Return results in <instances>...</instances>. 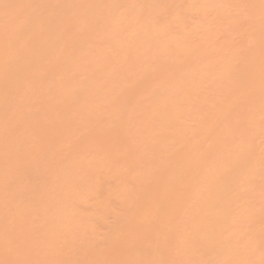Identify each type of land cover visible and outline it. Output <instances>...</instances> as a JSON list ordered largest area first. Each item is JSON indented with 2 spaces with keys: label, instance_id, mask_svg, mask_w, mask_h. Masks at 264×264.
<instances>
[{
  "label": "bare ground",
  "instance_id": "1",
  "mask_svg": "<svg viewBox=\"0 0 264 264\" xmlns=\"http://www.w3.org/2000/svg\"><path fill=\"white\" fill-rule=\"evenodd\" d=\"M205 2L0 0V264H264V0Z\"/></svg>",
  "mask_w": 264,
  "mask_h": 264
},
{
  "label": "rangeland",
  "instance_id": "2",
  "mask_svg": "<svg viewBox=\"0 0 264 264\" xmlns=\"http://www.w3.org/2000/svg\"><path fill=\"white\" fill-rule=\"evenodd\" d=\"M239 1H240V0H238V1H237V0H231V1H230V0H214V1H212V0H206L205 3L209 2V4L212 3V2H213L212 4L222 3V6H221V4H220V7H221V8L224 7V9L226 8V12H228V13H225L224 10H223V13L225 14V17H226L227 19H224L226 22H224V20H223L221 23H219L218 21H215V20H216V16L213 15L214 13H212L211 16H212V17L215 16V18H212V17L210 16L211 19H212V20L215 19V20H214L215 23H217V22H218V23H217V24H209V25H206L208 28L205 26L204 28H207V29H205V30H204V28H203V26H202L203 24L201 23V22H203V21H202V17L200 18V16L204 14L203 17H205V13L209 11V8H208V9H205V7H202L203 4H201V2H199V5H197V8H199V6H201V7H202L201 10L205 9L206 12L201 13V15H192V14H197V13H194V12H193L192 14H190L191 17L187 19V21H188L187 24H188V25H187V24L184 25V27H185L186 29L183 28V30L187 31L188 34L185 33V31H184V33L187 34V35H185V34H183V35H185V36L187 37V36H188L191 32H193V31H194L193 33L195 34V28H197V27H199V26H202L203 29H202L201 27H199V28L201 29V31H199L198 33L201 32V35H202V32H203V31H207V32H208L207 35L212 36V37L214 38V41L216 40V41H215V44H216L217 41H218V43H217L216 45L214 44V45H212V47H211V44H212V43H211L210 46H209V49H208V50L206 49V51H207V52H206V55H207V53L209 52V50H210V52H212L213 49H215L216 46H217L218 44H219V45H218V47H219L220 44L222 45V43L225 42V40H224V41L222 40L223 42L220 41V40L223 38V36H225V35H223L222 33L226 32V30L228 29V24H227V23H230L231 21H238V19H239V20L241 19L240 22L238 21V22H239V23H238V26H239V24H240V26H239L240 28H238L240 32H241V31H243V32L246 31V29L243 30V29H244V26H245V28L247 27V29H248V27H250V26L252 25L251 23H253V22L251 21V17H250L249 15H247L248 10H247L245 7H243V6L240 4L241 2H239ZM224 2H225V3H224ZM228 2H229L230 4H229ZM202 3H203V2H202ZM235 3H236V4H235ZM200 4H201V5H200ZM210 5H211V4H210ZM218 5H219V4H218ZM223 5H224V6H223ZM212 6H213V5H212ZM230 6H232V7H230ZM229 7H230V8H229ZM206 8H207V7H206ZM228 8H229V9H228ZM234 8H235V9H234ZM236 8H237L238 10H237ZM240 8H241V10H240ZM242 8H243V9H242ZM207 10H208V11H207ZM210 10H212V9H210ZM235 11H236V12H235ZM197 12H198V11H197ZM211 12H212V11H211ZM211 12H208V13H211ZM229 12H230V15H229ZM231 12H232V13H231ZM208 13H207V14H208ZM199 14H200V13H199ZM209 15H210V14H209ZM237 15H238V16H237ZM206 16H207V15H206ZM233 16H236V17H233ZM247 16L250 17V19H249ZM210 17H208V18H210ZM228 17H229L230 20L228 19ZM240 17H241V18H240ZM242 17H243V18H242ZM192 18H193V19H192ZM223 18H224V16H223ZM223 18H221V19H223ZM244 18H245V19H244ZM211 19H210V20H211ZM221 19H220V17H219V20H221ZM231 19H232V20H231ZM247 19H249V20L251 21V23L248 24V21H246ZM203 20H204V18H203ZM205 20H206V17H205ZM210 20L208 21V19H207L206 21H208V22L210 23ZM212 20H211V22H212ZM252 20H253V19H252ZM229 21H230V22H229ZM244 21H245V22H244ZM191 23H192V25H190ZM203 23H206V22H203ZM213 23H214V22H213ZM246 23L248 24V26H247ZM200 24H201V25H200ZM193 25H194V26H193ZM229 25H230V24H229ZM191 27H192V28H191ZM242 27H243V28H242ZM199 28H198V29H199ZM226 28H227V29H226ZM241 28H242V30H241ZM250 28H251V27H250ZM250 28H249V29H250ZM188 29H189L190 31H189ZM214 29H215V30H214ZM217 29H218V30H217ZM183 30H182V31H183ZM210 30H211V31H210ZM178 31H179V30H177V32H178ZM182 31H181V33H182ZM197 31H198V30L196 29V32H197ZM222 31H223V32H222ZM189 32H190V33H189ZM207 32H204V33H203L204 37H202V36L199 34V35H198L199 38H200V39L202 38V39L204 40V39L207 37V35L205 34V33H207ZM236 32H237V33H236ZM240 32H239V33H240ZM243 32H242V33H243ZM193 33L190 35L189 38H191V37L194 38V36H196V35H194ZM210 33H211V34H210ZM235 33H236L237 35H236ZM235 33H234L235 36L232 37V40L234 39L233 41H236V42H235V46H236L235 48H237V47L240 48L241 45L246 44V43H247V45H249V46H253V45H254L253 43H255V42H253L252 40H248V41H247L246 39H245V40H241L242 38H239V37H242V36H243V38H244V37H245V32H244V34L240 33L241 35H238L239 33H238V30H237V31H235ZM221 34H222L223 36H222ZM192 35H194V36H192ZM232 35H233V34H232ZM205 36H206V37H205ZM216 36H217V37H216ZM183 37H184V36H183ZM212 37H211V38H212ZM221 37H222V38H221ZM187 38H188V37H187ZM192 38H191V39H192ZM195 38H196V37H195ZM195 38H194V39H195ZM199 38L197 39L198 41L200 40ZM213 38H212V40H213ZM224 38H225V37H224ZM194 39H193V42H195ZM197 40H196V41H197ZM240 40H241V41H240ZM210 41H211V40H210ZM219 41H220V43H219ZM245 41H246V42H245ZM249 41H251L252 45L249 44ZM211 42H213V41H211ZM242 42H243V43H242ZM233 43H234V42H233ZM236 44H237V45H236ZM233 46H234V45H233ZM245 46H246V45H245ZM210 47H211V49H210ZM214 47H215V48H214ZM241 47H242V46H241ZM212 48H213V49H212ZM216 49H217V48H216ZM216 49L214 50L215 52H216ZM219 49H220V50H219ZM219 49H218L217 51L220 52V51L223 50L224 48H222V47L220 46ZM211 50H212V51H211ZM225 50H226V49H225ZM214 51H213V53H215ZM219 52H216L217 54H215V55L218 56ZM213 53H209V55H210V54H213ZM223 53H224L223 55H225V53H227V51H224ZM221 54H222V53H221ZM221 54H219V55H221ZM215 55H214V56H215ZM217 56H215V57H217ZM210 57H211V56H210ZM215 57H214V58H215ZM208 58H209V57H208ZM214 58H212V60H213ZM210 59H211V58H209V60L207 61L208 63L205 61L206 64H209ZM210 63H214V60H213L212 62H210ZM211 65H212V64H211ZM206 66H207V65H206ZM209 66H210V64H209L208 67H206V68H209ZM210 67H211V66H210ZM190 118H192V119L194 120L193 117H190ZM186 119H187V118H186ZM192 119H191V120H192ZM187 120H190V119H187ZM191 120H190V122H191ZM183 122L185 123V121H183ZM186 122H187V121H186ZM188 122H189V121H188ZM190 122H189V123H190ZM192 122H193V121H192ZM194 123H195V120H194ZM187 124H188V123H187ZM192 124H193V123H192ZM190 125H191V124H189V127H190ZM195 125H196V124H194V126H192V127H195ZM260 139H261V140H260ZM262 139H263V140H262ZM258 142L260 143L259 145H260L261 147H263V150H264V136L260 135V136H259V141H258ZM263 178H264V177H263ZM258 185H259V184H258ZM260 185H262V184H260ZM260 185H259V187H260ZM83 209H84V208H83ZM86 209H87V208H86ZM86 209H84L83 212H85V213L90 212V211H87ZM88 209H89V208H88ZM86 211H87V212H86ZM83 215H84V214H83ZM111 215H112V214H111ZM113 216H114V215L110 216V214H109V216H108L109 218H108V220H107L106 222H108L109 224H112V222H113V220H114V217H113ZM106 218H107V217H106ZM114 222H115V221H114ZM109 224H105V225L107 226V225H109ZM105 225H104V226H105ZM109 226H111V225H109ZM100 228H101V227H100ZM100 228H99V229H100ZM101 229H102V228H101ZM103 229H107V227H105V228H103ZM103 231H104V230H102V232H103ZM99 232H100V230H99ZM105 232H106V230H105ZM100 234H101V233H100Z\"/></svg>",
  "mask_w": 264,
  "mask_h": 264
}]
</instances>
